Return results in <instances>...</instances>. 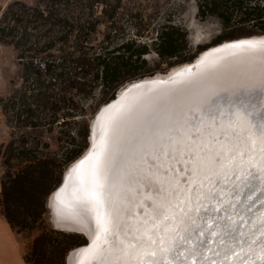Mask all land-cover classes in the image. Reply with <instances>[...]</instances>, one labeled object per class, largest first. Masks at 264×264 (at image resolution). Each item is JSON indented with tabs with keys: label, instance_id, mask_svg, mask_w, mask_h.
I'll return each mask as SVG.
<instances>
[{
	"label": "trees",
	"instance_id": "trees-1",
	"mask_svg": "<svg viewBox=\"0 0 264 264\" xmlns=\"http://www.w3.org/2000/svg\"><path fill=\"white\" fill-rule=\"evenodd\" d=\"M196 2L198 18L216 17L223 24L224 33L213 45L264 34V0ZM147 5L139 0H14L0 11V43L16 51L23 80L21 88L0 98L12 135L0 144L5 168L0 214L18 233L40 231L25 254L27 263L65 264L68 252L87 242L46 225L47 199L62 180L63 170L57 168L81 155L87 117L125 83L195 58L187 29L173 19L177 13L153 25ZM152 52L158 57L155 64L147 57ZM56 126L66 147L61 160L40 155L15 137L16 130L52 131ZM72 126H78V135L65 134Z\"/></svg>",
	"mask_w": 264,
	"mask_h": 264
},
{
	"label": "snow or ice",
	"instance_id": "snow-or-ice-1",
	"mask_svg": "<svg viewBox=\"0 0 264 264\" xmlns=\"http://www.w3.org/2000/svg\"><path fill=\"white\" fill-rule=\"evenodd\" d=\"M127 180L134 195L123 208L92 193L103 232L114 236L106 253L97 245L100 264L113 253L137 264H264V209L250 203L264 192V91L224 96L194 86L152 128L150 151ZM129 220L137 236L125 245Z\"/></svg>",
	"mask_w": 264,
	"mask_h": 264
},
{
	"label": "bare ground",
	"instance_id": "bare-ground-1",
	"mask_svg": "<svg viewBox=\"0 0 264 264\" xmlns=\"http://www.w3.org/2000/svg\"><path fill=\"white\" fill-rule=\"evenodd\" d=\"M215 47L180 72L175 70L168 76L134 86L99 116L87 154L69 166L64 186L50 195L57 226L85 232L90 238L87 247L71 250L70 264H100L95 258L97 245L106 253L108 245L104 241L112 242L114 236L112 231L103 232L100 209L92 193L103 191L115 207L126 206L127 199L134 195L127 176L140 157L150 151L152 128L157 124L163 126L174 115L177 101L191 95L194 86L204 83L224 96L264 91V39L244 40L223 49ZM248 194L245 190L242 203ZM262 202L264 192L257 191L250 202L255 205L254 212L264 209ZM128 223L130 232L125 245L137 236L138 221ZM105 264H137V261L131 255L113 253L107 256ZM256 264L262 262L256 259Z\"/></svg>",
	"mask_w": 264,
	"mask_h": 264
},
{
	"label": "rangeland",
	"instance_id": "rangeland-1",
	"mask_svg": "<svg viewBox=\"0 0 264 264\" xmlns=\"http://www.w3.org/2000/svg\"><path fill=\"white\" fill-rule=\"evenodd\" d=\"M26 3L31 4L33 0H21ZM139 2H143L144 5L148 4L146 6V13L152 14L151 23L153 25H157L162 21L161 17H166L168 13H171L175 11L177 13L173 19L177 24H180L184 26L188 33H189V42L190 45L193 47L195 52V57L197 56L199 52V46L205 47L204 49L213 46L214 39H216L220 34L224 33L223 24L221 20H219L216 17H211L205 20H201L197 16V2L196 0H159V4L157 5V0H139ZM140 7V5L136 6ZM133 21H135L134 18H132ZM127 25L125 22L123 23ZM156 36L155 33H153L150 36L149 41L151 42L152 39ZM244 37V36H243ZM240 38V37H237ZM236 39V38H234ZM226 41V40H224ZM223 42V41H222ZM203 49V50H204ZM202 51V50H201ZM200 51V52H201ZM149 61L151 64H155L158 62V57L155 52H152L151 54L147 55ZM176 66V65H175ZM162 67H166L165 64L162 65ZM173 67V66H172ZM170 67V68H172ZM169 68V69H170ZM168 68L164 71H158V72H165ZM4 77L8 78L6 81L4 80ZM23 84L22 80V66L19 64L16 56V51L12 46L1 44L0 43V93H3L4 96L0 98H8L14 90L21 88ZM105 104L104 102L99 105V107L95 110L94 113H91L87 117L88 122V129L86 131L87 133V140L85 144H83V149L81 155L88 149L89 147V135H90V126L92 124V121L98 112L99 108ZM0 109L2 111V114L4 115V119L7 123L8 130H9V139L4 144H7L9 140L12 138L11 135V129L8 124L7 116L5 115V112L0 105ZM81 121V119H78ZM77 128L75 126L66 129L65 134L66 135H78ZM60 130L61 128L55 127L52 131H46L45 129L41 130H16L15 137H20L21 141H25L28 146L37 149L41 154L43 155H52L57 157L59 160L63 159V156L65 154L66 147H63L62 143L59 140L60 137ZM85 133V134H86ZM23 141V142H24ZM80 155V157H81ZM79 157V158H80ZM75 161V160H74ZM73 161V162H74ZM70 162L63 167L60 166L57 168L61 172V178L63 177L66 169L69 168V166L73 163ZM0 168L2 172L4 173V167L2 166V157H0ZM62 168V169H61ZM62 181V180H61ZM57 188V187H56ZM48 203V199H47ZM47 214H46V225L49 228H55L54 224V209H52L51 206L47 204ZM57 229V228H55ZM64 232V231H63ZM40 231L38 229L34 230L31 233H23V239L24 242L32 243L33 239L39 235ZM65 233H71V232H65ZM79 233H77L78 235ZM80 236L85 237L82 234H79ZM86 244V243H85ZM30 249V247H29ZM28 249V251H29ZM74 249V248H73ZM72 250V249H71ZM27 251V252H28ZM26 252V253H27ZM65 264L66 259H65Z\"/></svg>",
	"mask_w": 264,
	"mask_h": 264
},
{
	"label": "water",
	"instance_id": "water-1",
	"mask_svg": "<svg viewBox=\"0 0 264 264\" xmlns=\"http://www.w3.org/2000/svg\"><path fill=\"white\" fill-rule=\"evenodd\" d=\"M252 39H257V40L258 39H264V34H256V35L244 36V37H240V38H236V39L226 40V41H223V42H221L219 44H216V47L214 49L227 48L226 46H228V44L235 45V44L244 42V40H252ZM211 47L212 46H210V47L202 50L201 52H199L197 54V56L194 59H192L191 61H189V62H185V63L179 64V65L173 66L172 68L168 69L165 72H157V73H154L152 75H148V76H145V77H141V78H138V79L131 80V81L125 83L123 86H121L117 90V92L115 93L114 97L111 98L109 101H107L105 104H103L99 108L98 112L96 113V115H95V117H94V119L92 121V124L90 126V135H89V138H88L89 147H88V149L81 156H85L87 154V151L91 147V142H92L91 139H92V135H93V127L95 126V124H97V121L99 119V116L101 114H103L104 112H106L111 106H113V104L117 103L120 100V98H121V96L123 94H125L128 90H130L131 88H133L134 86H136V85H138V84H140L142 82L154 80V79L161 78V77H165V76H168L169 74H171L175 70H179V72H180L181 70L185 69L187 66L194 65L197 62V60H199L201 58L202 55H204V54H206V53H208V52H210L212 50ZM77 159H75V160H77ZM67 171H68V169H66V171H65V173H64V175L62 177V181L57 186V189H59L62 186H64L65 180H66ZM48 205L50 206V196L48 198ZM53 222L55 224V228H57L60 231L71 232V233H79V234L84 235L85 238H86V240H87V242H86V244H83L81 246L87 247L90 244V238H89V236L85 232H82L81 233L80 231H78L76 229H73V228H61V227L59 228L57 226V224H56L55 217H54V221ZM70 257H71V250L68 252V254L66 256V263L67 264H70L69 263L70 262Z\"/></svg>",
	"mask_w": 264,
	"mask_h": 264
},
{
	"label": "crops",
	"instance_id": "crops-1",
	"mask_svg": "<svg viewBox=\"0 0 264 264\" xmlns=\"http://www.w3.org/2000/svg\"><path fill=\"white\" fill-rule=\"evenodd\" d=\"M14 0H0V11ZM8 78L4 77L6 81ZM4 96L0 93V97ZM9 130L4 115L0 109V144L9 139ZM3 172L0 168V196L1 180ZM30 247V243L24 242L23 233H18L9 224L6 217L0 214V264H30L25 260V254Z\"/></svg>",
	"mask_w": 264,
	"mask_h": 264
}]
</instances>
